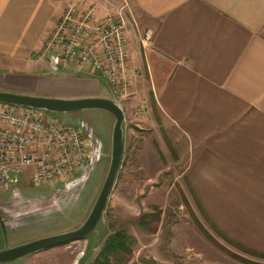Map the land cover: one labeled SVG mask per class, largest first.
<instances>
[{
  "label": "crops",
  "instance_id": "obj_1",
  "mask_svg": "<svg viewBox=\"0 0 264 264\" xmlns=\"http://www.w3.org/2000/svg\"><path fill=\"white\" fill-rule=\"evenodd\" d=\"M70 5L124 9L144 73L132 110L148 106L139 118L160 127L176 182L241 248L230 250L264 258V0H0V90L117 100L102 73L41 55Z\"/></svg>",
  "mask_w": 264,
  "mask_h": 264
},
{
  "label": "rangeland",
  "instance_id": "obj_2",
  "mask_svg": "<svg viewBox=\"0 0 264 264\" xmlns=\"http://www.w3.org/2000/svg\"><path fill=\"white\" fill-rule=\"evenodd\" d=\"M131 101H135L132 95L120 99L126 113L125 156L98 230L87 238L43 249L7 264H95L107 238L119 229H125L136 239L125 264H264L263 256L237 255L240 246L226 239L190 192L185 197L175 179L173 152L164 144L160 127L150 116L148 120L134 118ZM46 115L83 129L92 144L90 161L74 176L39 186L32 182L30 168L12 182H0L5 247L80 226L109 168L115 122L111 113L46 111ZM183 185L190 190L187 183ZM157 210L162 212L158 220L146 226L139 224L141 217L156 214Z\"/></svg>",
  "mask_w": 264,
  "mask_h": 264
},
{
  "label": "built area",
  "instance_id": "obj_3",
  "mask_svg": "<svg viewBox=\"0 0 264 264\" xmlns=\"http://www.w3.org/2000/svg\"><path fill=\"white\" fill-rule=\"evenodd\" d=\"M131 21L124 9L98 17L94 5L81 10L68 6L53 26L41 55L61 64L76 60L109 78L115 98H129L136 82L144 77L131 64L128 30ZM147 40L151 39L147 33ZM142 104L135 117L146 114ZM91 140L83 129L65 124L33 107L0 102V173L32 169V182L39 186L60 177H71L90 161Z\"/></svg>",
  "mask_w": 264,
  "mask_h": 264
},
{
  "label": "water",
  "instance_id": "obj_4",
  "mask_svg": "<svg viewBox=\"0 0 264 264\" xmlns=\"http://www.w3.org/2000/svg\"><path fill=\"white\" fill-rule=\"evenodd\" d=\"M0 102L53 112L74 113L82 110H102L115 118L111 136V160L99 194L85 221L75 229L37 238L19 245L5 247V236L0 222V264L15 262L30 254L73 240L87 238L98 230L105 208L116 185L125 156L126 113L123 106L115 99L101 96L81 98H57L0 90ZM23 171L7 170L0 173V182H12ZM4 225V223H3Z\"/></svg>",
  "mask_w": 264,
  "mask_h": 264
},
{
  "label": "trees",
  "instance_id": "obj_5",
  "mask_svg": "<svg viewBox=\"0 0 264 264\" xmlns=\"http://www.w3.org/2000/svg\"><path fill=\"white\" fill-rule=\"evenodd\" d=\"M156 214L144 215L140 218L139 224L142 226L149 225L154 219L158 220L162 213L160 210ZM136 239L125 229L116 230L115 233L104 243V246L97 258L95 264H125L128 262V255L132 252Z\"/></svg>",
  "mask_w": 264,
  "mask_h": 264
}]
</instances>
